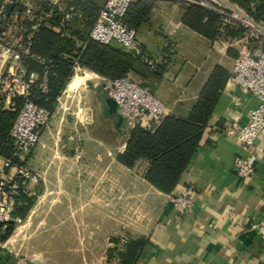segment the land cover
<instances>
[{"label":"crops","instance_id":"obj_1","mask_svg":"<svg viewBox=\"0 0 264 264\" xmlns=\"http://www.w3.org/2000/svg\"><path fill=\"white\" fill-rule=\"evenodd\" d=\"M105 1L97 0L98 15ZM50 3L65 8L64 0ZM188 7L186 0H136L129 15L137 33L144 30L132 50L150 65V74L131 71L128 75L148 83L168 114L185 116L216 67L228 71L198 148L174 190L162 192L146 179L145 172L134 176L135 168H127L131 180L97 185L98 195L90 204L71 199L74 195H68L66 201L54 199L46 216H36L32 209L13 235L0 242V264H106L111 239L125 231L132 238L148 239L136 264H264V237L252 228L254 222L264 219V153L258 158L255 174L241 179L235 167L241 147L227 133L235 115L246 123L249 111L260 104L259 97L243 91L231 79L243 34L222 21L216 37H206L184 23ZM67 13L72 18L73 13ZM75 14L76 29L84 33V14ZM186 42L194 44L187 50L189 56L182 49ZM32 65L33 70L43 69L36 61ZM186 65L191 69L185 70ZM74 69L85 70L84 84L92 85L99 75L81 66ZM93 87L102 113L114 123L117 118L106 112V103L104 106L108 97L103 85L96 82ZM256 143L264 145V132ZM36 174L40 182L41 175ZM79 186L64 183L63 190L81 191ZM190 186L194 188L193 205L189 213L182 214L173 197ZM108 192L111 195L106 197Z\"/></svg>","mask_w":264,"mask_h":264},{"label":"built area","instance_id":"obj_2","mask_svg":"<svg viewBox=\"0 0 264 264\" xmlns=\"http://www.w3.org/2000/svg\"><path fill=\"white\" fill-rule=\"evenodd\" d=\"M50 2V0H48ZM136 0H106L89 36L100 43H116L126 49H134L137 30L129 26L124 17L131 3ZM215 11L224 23L243 28L239 41V55L235 60L232 81L243 91L251 92L260 99L258 107L249 111L248 121L241 123L238 115L227 129L234 136L241 153L235 159L237 174L241 179L251 178L256 172L259 156L264 145L256 142L264 132V18L256 19L232 0H186ZM13 6L10 13L8 6ZM53 8L43 9L30 0H0V98L3 107L16 110L17 100H22L10 136L14 141L12 156L0 152V223L3 233L11 221L16 199L20 193L36 194L34 185L39 176L19 164L24 154L37 146L43 129L49 123L52 111L36 103L31 91L49 90L50 60L33 50L36 35L43 27L59 29L52 23ZM69 14H65V19ZM77 45H81L77 42ZM31 61L43 66L41 71L30 69ZM74 68H80L75 64ZM108 98L118 105V112L129 129L136 125H148L168 115V108L156 96L151 87L143 85L129 75L111 79L97 75ZM18 159V160H17ZM17 160V161H16ZM194 188H186L173 197L176 209L187 214L193 205ZM252 228L264 237V219L254 222Z\"/></svg>","mask_w":264,"mask_h":264},{"label":"trees","instance_id":"obj_3","mask_svg":"<svg viewBox=\"0 0 264 264\" xmlns=\"http://www.w3.org/2000/svg\"><path fill=\"white\" fill-rule=\"evenodd\" d=\"M64 1V10L58 5H52L48 0L37 1L43 9L53 8L52 23L59 26L60 30L54 31L43 27L35 37L33 50L41 53L46 60H50L51 70L49 90L43 92L35 87L31 91V98L36 103L50 109V102L58 98L74 75L76 63L111 79L128 75L131 71L143 75L150 74V65L143 63L141 55L136 51L116 43L105 44L90 38L89 33L98 18L97 0ZM232 1L242 6L254 18L258 20L264 18V0ZM132 4L133 2L127 10L124 21L136 29L137 26L129 19ZM67 12L73 13L72 18L65 19ZM79 12L84 14L82 19V23L86 24L84 33L76 29L78 23L75 13ZM222 21V17L217 12L192 3H189L184 16L186 25L209 38L216 37L218 24L220 25ZM234 26L239 28L241 35L244 33L243 28ZM77 42L81 45H77ZM29 67L32 70L34 68L31 63ZM157 72L154 73L158 74ZM227 78L228 71L221 66L216 67L199 98L185 116L168 114L148 125H136L131 128L127 148L124 153L118 155L119 160L129 168H133L138 160L146 161V179L158 190L171 193L198 148ZM142 84L146 85L144 82ZM16 116L17 110L3 108L0 98V152L5 156H12L14 151V141L10 131ZM33 202L34 196L20 193L12 213L13 219L7 222L5 231L0 233V242L8 240L13 235L16 229L14 220L25 219ZM2 227L3 223H0V230ZM147 244L148 239L143 236L127 240L120 252L119 264H136ZM113 251L110 250L111 253Z\"/></svg>","mask_w":264,"mask_h":264},{"label":"rangeland","instance_id":"obj_4","mask_svg":"<svg viewBox=\"0 0 264 264\" xmlns=\"http://www.w3.org/2000/svg\"><path fill=\"white\" fill-rule=\"evenodd\" d=\"M37 1L39 0H30L33 4L38 3ZM142 30L143 28L137 33L136 40L142 37L144 31ZM178 38L182 40V35L178 34ZM192 46L194 44L190 42L182 45L185 56H189L187 50H190ZM188 69L191 68L186 65L185 70ZM73 72L74 75L76 73L85 75L84 69H74ZM96 82H99L98 79H95L92 85L83 84L77 91L72 92L67 90L68 83L65 85L58 98L50 102L52 116L42 131L41 143L24 154L19 161L23 168L41 175L28 215L34 209V215L44 217L54 199L66 201L69 199L68 195H74L71 199L81 198L90 204L98 195L97 185L110 184L116 180L119 183H126L128 179L131 180L127 174L129 167L118 158V155L124 153L127 148L130 129L124 125L122 131L118 130L114 125L117 119H114V123L107 120L101 111L100 101L93 87ZM165 85H168L167 82ZM156 96L158 97L157 94ZM105 103L104 106H106ZM21 105L22 100L18 99L17 113ZM107 111L108 107H106ZM133 168H135L134 173L129 172L134 176L138 173H146L147 162L138 160ZM64 183L80 184L81 191L65 192ZM110 195L108 192L106 197ZM36 204L38 207H34ZM137 214L139 215V212L136 211L135 215ZM21 220L24 219L14 220L16 228L22 224ZM131 235L125 231L123 234L114 236L111 239L113 244L109 247L103 263L119 264L120 252L126 243L122 239H132ZM110 250H114L113 253Z\"/></svg>","mask_w":264,"mask_h":264},{"label":"water","instance_id":"obj_5","mask_svg":"<svg viewBox=\"0 0 264 264\" xmlns=\"http://www.w3.org/2000/svg\"><path fill=\"white\" fill-rule=\"evenodd\" d=\"M13 9V6H8L7 7V12L10 13ZM147 86H149L148 83H146ZM106 104L108 105V111L111 115L115 116L117 118V122L115 124L116 128L122 131V127L125 124V119L124 117L118 112V105L116 101L112 98H107L106 99Z\"/></svg>","mask_w":264,"mask_h":264},{"label":"bare ground","instance_id":"obj_6","mask_svg":"<svg viewBox=\"0 0 264 264\" xmlns=\"http://www.w3.org/2000/svg\"><path fill=\"white\" fill-rule=\"evenodd\" d=\"M85 83V77L76 73L69 81L67 90L72 92L78 90Z\"/></svg>","mask_w":264,"mask_h":264}]
</instances>
